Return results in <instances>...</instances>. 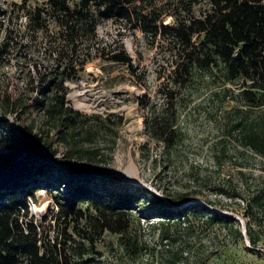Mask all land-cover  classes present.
I'll use <instances>...</instances> for the list:
<instances>
[{
    "label": "trees",
    "instance_id": "obj_1",
    "mask_svg": "<svg viewBox=\"0 0 264 264\" xmlns=\"http://www.w3.org/2000/svg\"><path fill=\"white\" fill-rule=\"evenodd\" d=\"M26 2L0 6V34H20L14 25L23 17L34 38L47 37L49 48L43 59L49 61L23 57L26 46L12 44L9 38L0 44V59L6 53L9 63L27 70L26 85L35 96L29 107L51 128L38 133L33 122L17 132L0 117V264H104L96 244L106 232L119 236L123 255L129 258L116 264H191L190 259L199 256L192 240L198 227L225 230L236 245L245 239L252 247L264 244V0H178L161 7L157 0H41L34 7ZM204 2L206 8L197 16L195 7ZM164 15L172 22L165 23ZM104 22L122 26L124 32L140 29L153 41L160 39L176 59L159 88L162 104L155 107L146 95L138 99L139 106L149 111L144 119L146 133L163 152L178 143L179 100L198 81L208 78L209 99L240 105L228 133L238 144L234 154L240 160L242 187L220 194L243 209L245 234L235 218L190 203L188 193L173 191L163 198L144 189H123L115 177L98 192L92 190L96 185L91 187L90 175L77 178L60 165L54 139L72 147L73 154L83 152L82 140L95 137L90 128L88 136L81 137L88 120L68 107L67 82L76 80L94 55L133 69V59L120 43L122 31L114 47L101 44L97 30ZM19 103L21 109L27 105ZM225 154L221 150L217 162ZM252 161L258 168L251 166ZM57 173L64 174L63 180L68 178V195L54 194L61 215L68 217L85 203L95 210V216L86 219L84 243L45 241L32 221L28 198L42 189L44 181L57 182ZM144 202L151 211L143 209ZM144 212L149 214L145 219H157L159 241L151 249L134 231L135 220L140 222ZM148 251L153 259H140Z\"/></svg>",
    "mask_w": 264,
    "mask_h": 264
},
{
    "label": "rangeland",
    "instance_id": "obj_2",
    "mask_svg": "<svg viewBox=\"0 0 264 264\" xmlns=\"http://www.w3.org/2000/svg\"><path fill=\"white\" fill-rule=\"evenodd\" d=\"M178 0H157V5L165 6ZM13 3L22 4L23 0H0V6ZM41 0H27L28 7H34ZM206 8L205 2L195 7V14L200 15ZM165 23H171V16H163ZM15 29L20 34H0V44L9 38L19 46H26L22 56H37L40 61L48 50L47 37L37 35L26 29L22 17L15 22ZM101 44L114 47L120 40L118 33L124 37L121 42L133 59V69L126 65L108 62L102 56L93 57L76 80L68 81V107L87 117L86 131L80 132L81 137L88 136V128L95 131L92 140H82L81 151L74 152L72 147L63 146L56 139L54 147L59 150L58 158L64 171L81 175H90L91 187L95 184L98 192L109 187V180L115 177L121 181L123 189H144L165 198L173 191L188 193L190 203L199 204L205 209L227 214L240 222L243 233L246 220L242 217L243 209L237 202L230 201L220 194L225 189L241 190L237 159L234 148L238 146L235 138L228 132L230 120L234 116L238 104L227 100L221 102L209 99L212 92L208 78L198 81L188 92L183 93L179 100L178 124L179 140L169 152H163L159 143L152 140L146 133L144 119L149 111L139 106V98L147 96L155 107L161 101L158 92L176 60L170 48L160 39L153 41L140 29L124 32L122 26L112 22H104L98 27ZM42 63V62H41ZM22 67V66H21ZM27 70L21 69L16 62H8L7 55L0 59V117L7 119L19 132L35 123V131L40 133L51 128L29 107L32 88H27ZM26 103L21 109L19 101ZM29 103V104H28ZM53 136V134H51ZM55 137V136H54ZM225 149V156L220 157ZM85 151H96L97 155ZM229 151L232 154H227ZM91 153V152H90ZM257 161L251 166L258 168ZM245 171V170H243ZM57 182L47 184L35 193L27 202L31 209L32 221L39 225L40 234L45 241H59L68 245L84 243L82 236L88 228L86 219L95 216V210L89 204L76 206L69 216L61 215V206L54 194L68 195V178L64 174H55ZM63 180V181H61ZM104 180V182H101ZM232 193V192H230ZM212 203L213 205L209 204ZM241 204V201H238ZM143 209L151 211V205L143 203ZM165 207L171 206L166 202ZM81 212V215L79 213ZM135 220L134 231L152 246L158 243V231L155 227L157 219ZM83 216V218H81ZM140 218V217H136ZM198 223V222H195ZM192 240L197 244V259H190L191 264H264V244L252 247L247 239L242 244H234L225 230L197 228ZM98 252L103 256L104 264H116L121 259H129L123 255L119 236L106 232L96 244ZM96 259L98 256H95ZM140 259H153L150 251L144 252Z\"/></svg>",
    "mask_w": 264,
    "mask_h": 264
}]
</instances>
